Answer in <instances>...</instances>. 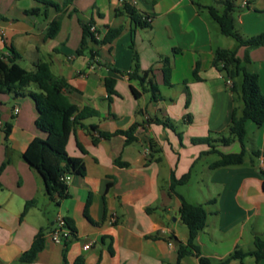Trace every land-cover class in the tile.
<instances>
[{"label":"crops","instance_id":"crops-1","mask_svg":"<svg viewBox=\"0 0 264 264\" xmlns=\"http://www.w3.org/2000/svg\"><path fill=\"white\" fill-rule=\"evenodd\" d=\"M23 1L0 0V57L13 46L21 56L18 64H30L27 71H34L37 63H48L51 72L72 87L67 93L70 101L80 109L98 111L99 116L76 125L69 137L67 153L83 161L86 174L72 176L69 198L58 203L47 195L42 177L23 157L35 138L45 137L35 125L34 101L27 94L0 93V169L5 166L0 175V264H177L178 246L186 245L189 238L179 214V196L206 207L207 226L196 239L203 257L219 263L235 251L254 250L255 238L264 239V125L246 124L243 164L210 169L220 158L215 154L217 159L202 168L196 189L204 203L187 188L199 162L212 155L204 154L209 147L195 145L193 139L210 137L225 154L241 150L237 141L228 146L219 143L220 137L228 136L234 109L242 108L231 91L232 82L213 64L218 49H237L208 10L214 7L222 12L226 0H128L138 14L151 19L145 26L131 20L121 0H75L54 39H47L46 32L60 13L45 12L35 0L24 5ZM78 1H84L83 6H76ZM231 1L242 38L264 33V0ZM36 8L40 11L34 16L31 12ZM84 24L95 25L102 39L109 29L122 28V32L109 44L89 41L78 53ZM237 54L243 59L246 50L239 48ZM247 54L246 66L258 74L264 95V45ZM135 55L139 74L149 72L144 84L129 78ZM167 66L169 85L164 82ZM106 78L116 81L111 101ZM151 84L158 88L156 100L149 91ZM132 89L140 95L138 99ZM173 89L180 91L178 100L170 96ZM173 117L184 125L194 147L184 159L186 147L169 136L174 129L159 123ZM134 126L137 140L130 145L121 135L101 136V132L114 134ZM151 146L158 150L154 157ZM117 159L128 166H117ZM188 172L189 182L170 193L172 175L179 179ZM30 201L33 205L21 217ZM59 218L70 220L76 232L66 243H53L48 237ZM40 232L45 236L44 249L35 261L22 263L21 256ZM180 264L201 263L189 255ZM226 264H264V259L246 256Z\"/></svg>","mask_w":264,"mask_h":264},{"label":"trees","instance_id":"trees-1","mask_svg":"<svg viewBox=\"0 0 264 264\" xmlns=\"http://www.w3.org/2000/svg\"><path fill=\"white\" fill-rule=\"evenodd\" d=\"M36 3L42 5L45 12L49 9L55 10L60 15L51 21L48 25L46 38L54 39L61 28L62 17L68 13L70 7L75 0H35ZM224 10L221 12L214 7H209V13L212 18L219 25L221 33L229 38H232L237 43V49H218L215 52L213 64L215 67L224 71L228 79L232 82L231 91L239 97L242 102L241 110L234 109L232 119L228 128V136L220 137L219 143L225 146L237 141L241 150L235 153L225 154L217 150L215 144L210 143V137L193 139L192 143L195 145H209V151L204 154H218L219 160L210 165V169H218L223 167L238 166L243 164L246 149L245 141L247 139L246 124L253 122L256 126L264 125V95L261 92L259 84V76L256 73L250 72L246 66L249 63V56L247 52L251 49L259 48L264 45V33L248 39L242 38L235 27V20L233 17L234 4L231 0H226L224 3ZM40 11L36 8L31 12L34 16ZM124 12L127 13L131 20L138 26H145L147 24L145 17L138 14L135 8L130 4H124ZM91 24H84L83 36L78 48V53L88 44L89 41L101 44L112 43L122 32V28L109 29L103 39L99 42L90 30ZM239 48L246 50V55L243 59L238 57L237 51ZM21 59L20 54L13 46H8V55L0 57V93L12 94L15 97H22L27 94L35 103L37 109L36 128L45 137L35 138L26 149L23 157L29 166L35 169L42 177L47 195L54 201L68 199V185L63 181V177L67 174L72 176H84L86 174V167L81 159L70 157L67 153V144L71 133L74 131L76 125L82 124V121L98 117L99 112L85 107L80 109L73 104L67 96V93L72 91V87L68 82L56 77L46 62H40L35 65L34 71H27L18 61ZM134 65L132 72L129 73L131 80H139L142 84L145 83L149 72L140 75V68L138 58L134 56ZM170 68L167 66L164 69V82L166 85L170 84ZM194 76L197 78V70L194 71ZM35 85L38 91H31L29 87ZM116 81L112 78H106L105 87L107 91V100L111 101L115 94ZM134 96L138 99L140 95L135 89H132ZM152 98L156 100L158 97V88L155 84H151L150 90ZM165 127L173 129V125L168 121H159ZM96 130V127H91ZM135 126L126 131H118L114 134L101 132L104 139H109L113 135H121L125 138L126 145H130L137 140L135 135ZM10 133V127L6 128V135ZM96 142V139L94 140ZM218 142V141H217ZM216 142V143H217ZM151 145V144H150ZM78 147L83 153L86 151L78 144ZM150 155L158 150H154L151 146ZM256 156L259 152L254 153ZM158 161V159H156ZM116 165L119 167H127L128 164L122 163L120 159L116 160ZM5 166L0 169V175ZM264 178V170L262 171ZM191 172L186 173L179 179L172 175L170 186V193H175V188L178 185H184L189 182ZM2 184L0 182V190ZM264 189V180H263ZM181 206L179 214L181 222L188 228L189 238L186 245L179 244L178 246V262L189 255L199 258L201 264H226L234 259H243L246 256H253L256 261L264 259V239L256 237L254 240V250L249 252L235 251L224 262L214 263L209 258L203 257L200 248L196 244L198 235L207 226L208 213L205 205L191 204L180 197ZM33 201L25 205L21 217H24L33 205ZM90 206V199L87 201L85 214H87ZM68 228L72 231L73 236H76L75 229L70 220H65ZM154 238L157 236H153ZM71 241V240H70ZM68 242V241H67ZM66 243V242H65ZM45 236L40 232L31 248L25 252L20 261L22 263H31L35 261L39 253L44 249ZM75 264H82L77 261Z\"/></svg>","mask_w":264,"mask_h":264},{"label":"rangeland","instance_id":"rangeland-1","mask_svg":"<svg viewBox=\"0 0 264 264\" xmlns=\"http://www.w3.org/2000/svg\"><path fill=\"white\" fill-rule=\"evenodd\" d=\"M30 1L29 0H24L21 4H27L29 3ZM83 2L84 1H78L76 3V6H83ZM86 8H83V11H85ZM78 15H75L74 16V21L77 22V19H78ZM61 36H66V31L65 29L63 30V33ZM231 42L235 43L236 44V41H232L233 39H229ZM69 43H72V40L69 42ZM21 65L23 68L25 69H29L30 68V64L28 63V61H24V62H21ZM29 90L31 91H38V89L36 88L35 85H31L29 87ZM164 90V89H163ZM167 92V91H164V93ZM172 93H170L171 97L173 100H178V95H179V89H173V91H171ZM166 95V94H165ZM178 118L176 117H173V118H170V120H167L170 124L173 125V129L174 130H170V138L173 142H175L177 145H181L186 147L185 149H183V153H182V158L184 159L186 156H187V153L190 149H193L194 147H191V144L189 143L191 140L190 138L188 137L187 133H186V129L184 127L183 124H181V122H177ZM249 125H252V126H256L253 122H248ZM228 134V133H227ZM207 136H203L202 138H206ZM201 138V137H199ZM199 138H196V139H199ZM212 144H215L216 142L214 141V139H211V142ZM163 146L165 147V149H168V143H164ZM203 146V145H202ZM204 146H208L207 144H204ZM199 149V147H197V150ZM186 154V155H185ZM185 156V157H184ZM217 159V156L215 154H212V155H209L208 157H204L202 159V161L199 162V164L197 165L196 167V170L194 172V176H193V179L191 181V183L189 184V186L187 188H191V192L193 193V195L195 197H197V201H199V203H204V197L202 196V194L197 191L196 187H197V181H198V177L200 176L199 175V172L202 170V168L206 165L207 162L209 161H214Z\"/></svg>","mask_w":264,"mask_h":264},{"label":"built area","instance_id":"built-area-1","mask_svg":"<svg viewBox=\"0 0 264 264\" xmlns=\"http://www.w3.org/2000/svg\"><path fill=\"white\" fill-rule=\"evenodd\" d=\"M121 2L124 4L129 3L128 0H121ZM132 3L135 4V2H132ZM146 22L151 23V19L147 18ZM90 30L94 34L97 40L102 39V35L98 31L95 25H91ZM18 112H19V109L15 108L14 113L17 114ZM71 180H72V175L67 174L63 177V181L67 185L71 182ZM48 237L53 243H65L67 241L72 240L74 236H73L72 231L68 228L65 220L63 218H59L57 221V227L48 234Z\"/></svg>","mask_w":264,"mask_h":264}]
</instances>
